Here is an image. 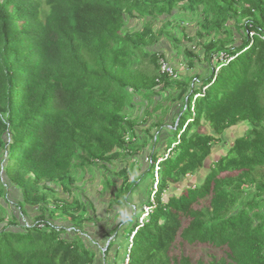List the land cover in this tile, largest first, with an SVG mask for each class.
I'll return each mask as SVG.
<instances>
[{
  "label": "trees",
  "instance_id": "obj_1",
  "mask_svg": "<svg viewBox=\"0 0 264 264\" xmlns=\"http://www.w3.org/2000/svg\"><path fill=\"white\" fill-rule=\"evenodd\" d=\"M182 14L198 17L202 52L184 49L193 73L171 78L161 72L166 56L152 47L166 38L180 52L158 21L180 24ZM129 19L145 23L130 31ZM250 31L264 32V0H0V264L96 263L81 233L50 221L82 232L91 217L78 173L94 166L117 186L111 204L127 202L140 181L129 160L150 139L145 204L159 165L156 205L140 227L141 210L132 216L130 264H264V40ZM182 35L192 39L186 28ZM147 58L154 67L143 65ZM165 91L181 105L176 140L161 154ZM152 99L144 129L131 111ZM240 123L248 130L194 181ZM4 176L22 193V215L38 208L31 226L7 216ZM187 177L190 184L171 192ZM187 247L221 254L193 259Z\"/></svg>",
  "mask_w": 264,
  "mask_h": 264
},
{
  "label": "rangeland",
  "instance_id": "obj_2",
  "mask_svg": "<svg viewBox=\"0 0 264 264\" xmlns=\"http://www.w3.org/2000/svg\"><path fill=\"white\" fill-rule=\"evenodd\" d=\"M196 19H198L196 15L192 17L190 15L187 16V15L182 14L179 18V20L181 21L180 24L177 21H175L173 24L171 23L175 20V18L170 19L168 23L166 24L158 21L159 26H161V24H164L168 34H171V37L175 36L178 39L177 41L181 44L180 48L182 50L180 52L174 48V45H173L174 42L167 41L166 38H163L162 39L163 41L161 43L152 47L154 51L163 53V55L166 56L165 60L169 62L177 71V75H178L177 78H181L184 75L193 73L192 71H190L188 67V60L183 50L186 48H191L198 53L202 52L201 49H198V47L197 49L194 48L195 46L194 39L196 38V37L194 38V36L198 29L197 23L195 21ZM143 23H145V20L129 19L126 24V29L130 31L140 30L143 27ZM184 28H186L187 32L192 37L191 40L185 39L184 36L182 35ZM168 37H170V35ZM167 50L172 51L173 58H170V55L168 54ZM176 52L177 53L179 52V55H175L177 54ZM143 65L154 67L152 64H150V61L148 58L145 59ZM196 70L197 68L194 69V72ZM166 95H167L166 91L162 93V101H163L162 104H163V107L167 106L168 113L167 112L164 113L166 118L162 115L163 116V123H162L163 127L161 128L162 137L160 138V143L156 147V149H159L161 151L160 152L161 154H164V151L166 150L165 148L169 147L176 140L171 129L174 126L175 121L178 123L177 115H178V112L180 111V105H181L180 102L174 103L173 101L168 99V96ZM138 100H140V98H138ZM152 102H153V105L150 103H148L149 104L148 105L147 102L138 101L136 103L137 105L131 111L133 115H136L137 117H139L141 125L143 124L144 129H146V127H149L150 123H152V120H153V119L152 120L149 119L147 124H145L144 122L145 118H149V115H146V110H149L150 112L154 110L155 99H152ZM158 114H160V112L156 114V112L154 111V116ZM248 128H249L248 124L240 123L237 127L225 133L223 136V141H221L220 143H217L213 147V155H212L213 161L214 162L218 161L223 155L227 154L235 138L244 134L248 130ZM169 130L171 131V134L173 136L167 142L168 135L170 134ZM153 131L154 129L151 132L152 134H153ZM166 142H167V145H166ZM152 147H153V144L150 139L148 141V145L146 149L141 154H138V156H135L133 157V159L129 160V163L131 162L134 163L133 172L132 174H130L131 178L133 180L140 179L138 186H139V192L142 190V193H143V190L152 188L153 173H149L148 171V168L150 167V164L148 161L149 150L152 149ZM135 158H137V161L134 160ZM116 171H117L116 169L111 167V171L108 172L107 174L110 178H113L114 181L119 182L118 183L119 185L121 181H119L118 178L114 177L115 175H117L115 174ZM206 171H207L206 169H203L197 175V177L194 176L193 177L194 181L201 180L205 176ZM105 173L106 171L104 169H100V166H94L93 168L87 170L84 173L81 171L78 173V176H79L78 185L80 186L81 192L83 193L82 194L84 196L83 198H86V200H93L95 203H100L103 200L101 205L97 204L98 208H100V206L104 207L105 205H107L108 200L111 199L113 196L112 188H110V186L108 187L109 179L106 180V177L105 176L103 177V174L105 175ZM4 183L6 187V199H7L8 206H9L7 216H9L11 213H14L20 218V221L23 225H25L27 222L32 223V218L34 216H31L29 212L27 215H22L21 208L19 207V202L22 200L21 191L17 189L13 184H11V182L5 176H4ZM188 184H190V180L184 179L178 184L173 185L171 187V192H180ZM143 187L145 188L143 189ZM57 189L60 192V196L67 198V195L63 194L60 188H57ZM113 189L116 190L117 186H115V188ZM0 201L4 203L2 198H0ZM52 206L54 207V204ZM131 206L134 207L133 205ZM141 206H143V204ZM133 211H135V207ZM31 213L32 215L39 214L38 208H35V209L33 208ZM53 213L55 215H58L59 211L54 210ZM126 248H127V240H126L125 250ZM125 250H124V253H125ZM187 252L188 254H190L191 257H193V259H198V258L207 259L209 255H212V254L220 255L221 254L217 250L215 251L214 249L209 248V247H189V248L187 247Z\"/></svg>",
  "mask_w": 264,
  "mask_h": 264
},
{
  "label": "crops",
  "instance_id": "obj_3",
  "mask_svg": "<svg viewBox=\"0 0 264 264\" xmlns=\"http://www.w3.org/2000/svg\"><path fill=\"white\" fill-rule=\"evenodd\" d=\"M194 42H195L194 48L197 49L198 39L195 38ZM167 52L170 55V58H173L172 51L167 50ZM175 55H179V52ZM188 75L191 74H187L184 76H188ZM133 116L134 118L137 117L136 115ZM142 127L144 128V126ZM197 175H195V177H197ZM110 188H112V194H113L115 191V189L113 188H115V186L111 185ZM144 188L145 187H143V189ZM149 192H150L149 188L143 190V193L142 190L139 192V186H138L132 192H130L129 199L124 204L112 205L111 199L114 197L113 195L112 198L110 197L111 199L108 200L107 205H105L104 207L100 206V208L97 207V204L101 205L103 200L100 203H95L93 200H87L88 201L87 204L89 205L88 206L89 217H91V219L90 221H87L85 223L82 232H80L81 233L80 236H82L86 244H88L97 252V258H96L97 261L94 264H122L124 250L126 247V240L132 234L131 231L136 219L134 221L125 223L121 219V215H120L121 209H124L128 214L133 216L134 213L137 211V209L139 211L141 205L147 201L148 199L147 196H149ZM131 205L135 207V211H133L134 207H132ZM32 209L33 208H29V207L27 208L29 214L31 216H34L33 218H35V216L38 214L32 215L31 213ZM33 218H32V222H33ZM50 222H52L54 225L57 226H65V225L66 227L74 226V224L70 223L69 221L64 222L61 221L60 219L51 220ZM111 237H114V240L111 246L109 247L106 256H104L102 253V246H104L105 243Z\"/></svg>",
  "mask_w": 264,
  "mask_h": 264
},
{
  "label": "built area",
  "instance_id": "obj_4",
  "mask_svg": "<svg viewBox=\"0 0 264 264\" xmlns=\"http://www.w3.org/2000/svg\"><path fill=\"white\" fill-rule=\"evenodd\" d=\"M249 35L251 38H253L254 36H259L260 38H262L264 40V32H256V31H250L249 32ZM161 72L163 74H167L169 77L171 78H177L178 75H177V72L175 70V68L169 63L167 62L166 60L162 59L161 62ZM162 160V158L158 161V164L159 162ZM148 161L149 158H148ZM159 165H156V173H155V176H156V183L154 184V188H153V191H152V195L150 197V203H147V204H143V206H141L140 208V212H141V215L139 216V219H138V222H139V226H142L144 225L146 222L149 221V218H150V214L152 213L155 205H156V193H157V190H158V180H159ZM27 225L28 226H31V223H28L27 222ZM45 224H42L41 227H44ZM136 230L137 228H135V231L132 232V234L128 237L127 239V248L125 250V253H124V256H123V259H122V264H130V261H131V252H132V246H133V241H134V235L136 233ZM67 231L71 234H76V233H80V230L74 226H69L67 227ZM114 240V237H111L106 243L104 246H102V253L104 256H106L107 254V251L109 249V247L111 246L112 242Z\"/></svg>",
  "mask_w": 264,
  "mask_h": 264
},
{
  "label": "clouds",
  "instance_id": "obj_5",
  "mask_svg": "<svg viewBox=\"0 0 264 264\" xmlns=\"http://www.w3.org/2000/svg\"><path fill=\"white\" fill-rule=\"evenodd\" d=\"M121 219L125 222L128 223L131 221L132 216L130 214H128L124 209H121ZM141 215V214H140Z\"/></svg>",
  "mask_w": 264,
  "mask_h": 264
},
{
  "label": "water",
  "instance_id": "obj_6",
  "mask_svg": "<svg viewBox=\"0 0 264 264\" xmlns=\"http://www.w3.org/2000/svg\"><path fill=\"white\" fill-rule=\"evenodd\" d=\"M212 164H213V159H212V156L207 158L206 162H205V166H204V169H206L207 171L210 170V168L212 167ZM203 170V169H202ZM201 170V171H202ZM191 178V179H190ZM186 179L188 180H192V177H187Z\"/></svg>",
  "mask_w": 264,
  "mask_h": 264
}]
</instances>
